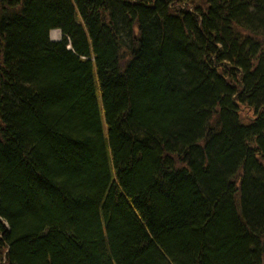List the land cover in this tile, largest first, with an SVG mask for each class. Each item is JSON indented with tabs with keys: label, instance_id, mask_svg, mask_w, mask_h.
<instances>
[{
	"label": "trees",
	"instance_id": "16d2710c",
	"mask_svg": "<svg viewBox=\"0 0 264 264\" xmlns=\"http://www.w3.org/2000/svg\"><path fill=\"white\" fill-rule=\"evenodd\" d=\"M0 264H264V0H0Z\"/></svg>",
	"mask_w": 264,
	"mask_h": 264
},
{
	"label": "rangeland",
	"instance_id": "374dc122",
	"mask_svg": "<svg viewBox=\"0 0 264 264\" xmlns=\"http://www.w3.org/2000/svg\"><path fill=\"white\" fill-rule=\"evenodd\" d=\"M51 35H52V39H60L61 37H62V34H61V32H59L58 30H54L52 33H51ZM99 100H100V97H99ZM244 114H249V113H247V111L244 113Z\"/></svg>",
	"mask_w": 264,
	"mask_h": 264
},
{
	"label": "water",
	"instance_id": "95a60500",
	"mask_svg": "<svg viewBox=\"0 0 264 264\" xmlns=\"http://www.w3.org/2000/svg\"><path fill=\"white\" fill-rule=\"evenodd\" d=\"M62 34V33H61Z\"/></svg>",
	"mask_w": 264,
	"mask_h": 264
}]
</instances>
